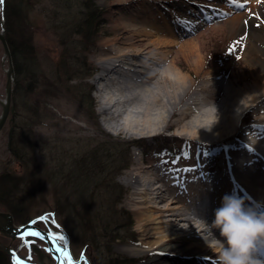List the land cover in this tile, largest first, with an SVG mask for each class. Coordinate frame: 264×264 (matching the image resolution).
<instances>
[{
    "label": "rangeland",
    "instance_id": "rangeland-1",
    "mask_svg": "<svg viewBox=\"0 0 264 264\" xmlns=\"http://www.w3.org/2000/svg\"><path fill=\"white\" fill-rule=\"evenodd\" d=\"M8 1L12 5L20 4L21 10L19 12L20 22L10 23L11 39L16 41V46L22 42L29 43L31 40L35 51L32 58L35 60L24 55L22 62L27 71L21 73L22 66L20 72H17L16 63L20 66V62L15 51H12L18 84L14 92L12 111L0 132V177L9 174L19 179L17 187L11 190L14 196L8 199L9 201L5 199L4 202L21 206L24 208V212L18 210L17 213H13L1 203L0 211L11 214L13 218L15 216L16 223H22L31 217L49 212L55 207L54 200L56 198L62 200L64 197L65 214L62 212L60 216L56 215L54 220H50L59 225H65V227L70 226L73 239L67 235V228H65V240L71 247L75 259H79L82 255L85 256V259H82L79 264H112V257L122 255L118 264H156L161 255L149 252L154 245L143 242V240L152 242L158 233L140 221V214L136 211V207L140 205L139 202L134 205L128 203L131 187L124 181L125 175L135 165L147 168V165L151 164L163 171V177L171 175L176 181L185 184L189 183L191 179L204 182L198 186L203 189L208 187L210 180L229 181L226 172V159H216V156L223 155L224 151L219 150L217 153H212L210 149L206 148L198 150L208 151L205 154L203 152L200 154L194 152L197 150L189 146L181 149V142L170 138L173 132L170 129L165 130L167 138L160 139L164 140L160 142L166 144L158 143L155 139L150 140L148 135L136 133L130 136V132L118 133L110 130L108 125H105L104 113L100 110L101 101L97 92V86H103L100 81H97V76L101 71L99 61L112 54L107 46L116 34L124 33V29L134 33L136 29L142 30L143 27L153 24L165 26L160 18L163 15L166 17H164L165 19H169L173 26L170 29V41L162 48V50L171 51V57L164 67L175 65L176 70H181L189 76L194 74L195 68H199L195 87L204 77L211 76L213 81L223 82L225 88L232 84L237 89L244 88L246 85L252 84L264 62V0ZM89 4L95 8L94 12L97 14L95 16L99 21V26L94 34L90 32L86 35L81 32V25L85 26L84 21L88 20ZM235 16L237 19L233 22L232 19ZM1 29L2 24L0 23V31H2ZM189 43L195 45L196 50L200 52L198 67L194 57L188 58L180 49ZM144 47L160 48L161 44L155 40L153 44L149 43ZM26 51L31 50L26 49ZM227 51L229 54L226 53ZM252 51H259L256 53L258 58H255ZM227 55L230 58H227ZM154 65L160 68L158 65ZM226 65L230 68H224ZM253 66H257L258 70L253 72L255 69ZM8 67L9 59L5 58L4 47L0 40L1 98L6 95L7 74L5 70ZM31 69L36 72L34 76L28 75V70L31 72ZM228 69L236 73L242 82L234 83V75H226ZM138 79L141 80V77ZM129 80L134 79L131 77ZM142 84V81L132 82L133 87L127 90L132 93H134L133 91L137 92L138 88H142ZM30 85L36 88L32 91L29 89ZM92 99L93 105L90 106L89 101ZM233 99L234 97L225 98V103L215 104V110L219 105L221 111L227 110L224 113L230 114L237 111L238 104L234 105ZM255 106L252 105L248 108L249 110L247 109V112L242 114L243 122L240 120L238 129L235 131L237 133H232L236 139H239L238 134L246 127L244 124L255 122L263 114L257 113ZM1 113L2 106L0 105ZM111 113L110 115L115 113L114 109ZM133 116L141 117L133 111L130 114L121 113L118 118L124 121ZM221 120L228 123L226 117H222ZM38 122L39 124L36 125ZM31 126L35 127L33 133L30 132ZM227 127L228 133L234 129L229 125ZM10 131L11 133L18 132V141L24 148L22 155L27 160L25 167H22L24 165L16 160L11 153ZM139 138L142 141L147 140L144 142L148 144L145 147L137 146L133 140ZM96 149L100 153L102 149L113 150L110 152L115 154V159L112 154L109 161L99 160L96 156ZM227 150L231 154L233 165H237L236 160L238 159L234 156V152ZM247 159L240 158L243 162ZM115 160L117 161L114 164ZM122 163L127 166L114 178L115 183L124 189V195L116 208L115 218L114 213H106L104 209L105 206L112 205L115 197L114 191L110 194L105 193L107 191L105 182L108 184L112 176L114 177V166L116 168ZM27 166L31 167L34 173L28 172L24 175ZM257 167L258 163L253 161L249 167L244 168L245 171L251 172ZM175 171L178 174H174ZM185 172L189 175H185ZM224 174L227 179L223 177ZM55 175L66 179L59 189H56L51 182L54 181ZM106 176L110 180H105ZM90 177H92L91 180ZM208 179L210 180L208 181ZM84 180L90 182V184L89 182L85 184L87 193L82 190ZM83 195L92 199L91 203H88L89 213L77 206L79 204L77 197L82 199ZM210 200L215 202L217 199L211 195ZM154 205L158 208H165L168 202L157 201L154 202ZM96 206L100 207V210ZM121 209L129 212L132 221H134L131 230L137 233L135 240L132 235H126V232L129 233L127 229H118V226L123 222L120 219L123 215ZM199 213L200 216L193 214L192 217L209 219L212 218L210 216L215 215L213 212L199 211ZM117 218L120 219L119 225L113 224ZM172 227L166 225L163 228L164 234L176 232L178 235L185 236L189 233L179 227ZM80 230L85 235L84 241H78ZM117 231L123 234V237L111 242L109 246L110 237L108 236ZM196 235H199L200 241L204 240V243H207L208 249H186L189 243L196 242V239H189L182 243L179 247L180 250H165L160 254L173 257V259L177 257L178 261L179 258L192 259L196 257L200 259V256H205L210 261L208 264H218V253L214 252L216 246L213 239L203 233H196ZM9 241V239L2 240L5 244H8ZM5 244L0 248V261L3 264H9L8 255L3 249ZM129 245H140L143 251L139 255L129 254L126 252V247ZM166 257L157 264H169L170 260ZM123 260L125 262H122ZM188 262L189 260L181 264H188ZM194 262L199 263V261Z\"/></svg>",
    "mask_w": 264,
    "mask_h": 264
},
{
    "label": "bare ground",
    "instance_id": "bare-ground-1",
    "mask_svg": "<svg viewBox=\"0 0 264 264\" xmlns=\"http://www.w3.org/2000/svg\"><path fill=\"white\" fill-rule=\"evenodd\" d=\"M164 17L163 15L160 16L165 26L163 24H153L143 27L142 30L136 29L134 33L124 29V33L116 34L109 41L107 47L112 54L99 61L101 71L97 76V81H100L103 85L102 87L97 86V92L101 101L100 110L104 113L105 125H108L110 130L118 133L130 132V136L136 133L148 135L150 140L155 139L161 144H166L165 142H160L164 141L160 139L167 138L165 130L170 129L173 130L170 138L181 142V149L189 146L197 150L194 152L200 154L201 152L203 154L208 152L198 151L206 148L210 149L212 153L223 150L224 154L221 156L217 155L216 159H226V172L229 181H221L219 179L212 181L208 179V181L210 180L208 187L200 189L198 186L204 182H197L191 179L189 183L185 184L176 181L171 175L163 177V171L151 164L147 165V168L135 165L125 175L124 181L126 185L131 187L128 203L134 205L139 202L140 205L136 207V211L140 214V221L149 225L151 229L156 231L155 233H158V236L152 242L143 240V242L154 245L149 252H156L161 255L157 263L166 257L160 254L162 253L161 251H178L181 249L179 247L182 243L184 241L187 242L189 239H196V242L189 243L188 247H186L188 250L209 248L207 243H204V240L200 241V237L196 233H203L208 238L213 239L209 232L211 221L215 215L210 216L212 218L209 219H196L192 215L200 216L199 211H202L197 208V205L203 207L207 213H215L213 207H218L216 202L210 206L205 204L212 201L210 200L211 195L219 199V205L222 202L223 195L233 191L248 198L250 201L264 202V62L259 70L257 66H253L255 67L253 72L258 70V73L252 84L246 85L244 88L237 89L234 84L225 88L223 82H215L211 76L204 77L199 85L195 87V79L199 75V68H195L194 74L191 75L189 73L191 75L189 76L181 70H176L177 67L175 65L173 67H164L171 57V51L168 52L167 50H162V48L170 41V29L173 27L169 19ZM236 19L237 17L235 16L232 19L233 22ZM152 38L154 39L152 40ZM155 40L161 44L160 48L144 47L146 44H153ZM180 49L183 50L188 58L193 56L196 66H199L200 52L196 50L195 45L189 43ZM252 52L255 58H258L256 53L259 51ZM226 53L229 54V51ZM155 58L157 59L156 61L154 60ZM227 58H230V56L227 55ZM226 67L228 66L226 65L224 68ZM226 72L227 76L234 75V83L239 84L242 82V79L238 78L232 70L228 69ZM131 77L134 80H129ZM136 77L137 79H135ZM139 77H141V80L138 79ZM137 80L138 82H136ZM140 81L143 83L142 88H138L137 92L133 91L134 93L128 92L127 89L133 87L131 85L132 82L139 83ZM233 97L234 105L238 104L237 111L227 114L224 113L227 110L221 111L222 109L219 108V105L216 106L218 112L217 108L215 110V104L219 102L225 103V98L231 99ZM90 101V104L93 105V99ZM252 105H256L257 113L261 112L263 114L255 122L244 124L246 127L238 134L239 139H236L232 133L237 131L240 120L243 122L242 114L245 111L247 112ZM112 109H114L115 113L110 115L112 114ZM133 111L141 117L133 116L132 118H126L124 121L118 118L121 113L130 114ZM221 116L226 117L228 123L223 122ZM227 125L234 127L233 131L230 132L231 134L226 130L228 128ZM10 139H12V135L9 133ZM144 141L141 138L133 140L137 146L142 147L148 144ZM247 141H249L248 144L246 143ZM227 149L234 152V156L238 159L236 160L237 165H233V161L230 158L231 154H229ZM244 157L248 158L245 162L240 160V158L244 159ZM249 159L258 163V167L251 172L245 171L244 168L249 167L250 164H246L247 161H250ZM174 174H178V172L175 171ZM184 174L189 175L187 172ZM227 176L223 175L225 179H227ZM139 187L142 189L141 191ZM157 201L168 202V205L165 208H158L154 205V202ZM54 216L56 215L49 211L31 217V220L35 226L49 234L51 233L41 227V225L49 226L51 231L66 235L65 225H59L50 220H54ZM5 222L4 218H0L1 231L4 235L16 239L18 236L13 237L10 232L5 230ZM164 223L165 225L163 226ZM14 224L17 227H21L27 223H16L14 220ZM166 225L179 227L189 233L185 236L178 235L176 232L164 234L163 228ZM68 229L70 230V226L67 225V235L73 239V232L71 233V230L69 231ZM212 231L215 230L212 229ZM2 240L1 238L0 247L4 246L1 243ZM7 248L11 249L10 247ZM12 250L16 252L13 247ZM142 251L143 249L140 245H129L126 247V252L132 255H139ZM50 252L53 255L51 250ZM53 257L56 260V264H58V258L54 255ZM166 258L170 260H168L169 264H181L188 260V264H208L210 262L205 256H200L201 261L196 257H193V260L191 258H179V261L177 257H174L176 259H173V257ZM62 259L59 264H78L75 259L65 254ZM194 261H199V263Z\"/></svg>",
    "mask_w": 264,
    "mask_h": 264
},
{
    "label": "trees",
    "instance_id": "trees-1",
    "mask_svg": "<svg viewBox=\"0 0 264 264\" xmlns=\"http://www.w3.org/2000/svg\"><path fill=\"white\" fill-rule=\"evenodd\" d=\"M89 10L90 11H88V15H87L88 20L84 21L86 23V25L85 26L81 25V32L85 33L86 35H88L90 32H91V34L92 33L94 34L95 31L98 29V26H99V21H97V19H96L97 14L94 12L95 8H93V5L91 6V4H89ZM5 12H6V20H7L8 33H9V36L8 37H9V40H10V43H11V46H12L11 47V51H15V54L19 58V62H20V66H19L18 63H16V65H17V72H20V67L23 66L22 69H21V73H25L27 70H25V68H24V64L22 62V58L25 55V56H30V58L32 60H35V58H32V56L35 55V51L33 50V42L31 40H30L29 43H23L22 42V43L18 44L17 45L18 47H17L15 45L16 41H14V39H11L10 31L12 29L10 28V23L11 22L12 23L14 22V24H16V23H19L20 22L19 21L20 20V15H19L20 13L19 12H21V10H20V4H18V5L17 4L12 5V3H10L7 0ZM26 49H30L31 51H26ZM31 74L33 76L36 74V72L34 71V69L33 70L31 69V72H30V70H28V75H31ZM17 84H18V81L16 82V85ZM35 88L36 87H33L31 85L29 86V89L32 90V91ZM89 105L91 106L90 101H89ZM37 124H39V122L36 123V125ZM34 126L33 127L31 126V128H30V132L31 133L34 132V128H35ZM12 135H13L12 136V143L10 145L11 153H12L13 157L16 158V160H19L22 163V165H24L22 167H25V162L27 163V160L22 155V154H24V151H23L24 148L20 146V143L18 141V132L17 131H14V132H12ZM110 151L113 152V150H110ZM110 151L109 150L102 149V151L100 153L97 150L96 151V156L98 157L99 160L109 161V157L113 154V159H115V156H114L115 154L114 153H111ZM116 161L117 160L114 161V164L116 163ZM124 164L125 163H122L120 165H117L116 168L114 166V169H113L114 170V177L112 176V179L111 180H110V178L107 179V176L105 177V180H110V181H108V184L105 182V186H106L105 190H107V191H105V193L108 192V194H110L112 191H114V194H115L114 196L115 197H114V200H113L112 205L105 206L104 209H105V212L106 213H114L115 214V218H116V215H117V209L116 208H117L118 203L121 201V199H122V197L124 195V189L120 185H118L117 183H115L114 178H115V175L118 172H120L125 166H127V164H125V165ZM33 171L34 170H32L31 167L28 168V166H27L26 172H24L25 173L24 175H26V173H28V172L29 173H34ZM16 178L13 177L12 175H9V174L2 175V177H0V203L2 205H4L8 210H10L13 213H17L18 210H22L21 212H24L23 211V209H24L23 207H21L19 205H14L11 202H8V203H5L4 202L5 199L8 200V199H10V198H12L14 196L12 194V191L11 190H12V188L17 187V185L20 182L19 179L18 178L16 179ZM53 178H54L53 179L54 181H51V182L55 185L56 189H59L60 186L62 184H64L63 182L66 181L65 178H61L59 175H55ZM91 178L92 177H90L89 179L91 180ZM59 181H61L62 183L59 182ZM111 181H112V183H111ZM86 182L88 183L89 180H87V181L84 180V187H83L82 190H84L87 193V187H85V184H87ZM89 184H90V182H89ZM62 198L64 199V197H62ZM63 199L61 200L60 198H56L54 200L55 207H53V209H51L49 211H51L52 213H54V215L60 216L61 213L64 212V207H65L64 206ZM65 199H66V197H65ZM77 200L79 202V204L77 206H79L80 208H83V210L86 213H89V211L87 210L89 208V204L88 203L89 202L91 203L92 199L91 198H88V197H84V195H83V198L82 199H80V198L78 199V197H77ZM87 204H88V206H87ZM96 208L100 210V207L96 206ZM121 212H123V215L120 218L123 221L122 224L119 225V222H120L119 220L120 219H118V218L116 220H114L113 224L116 223L117 225H119L118 226V229H120V228L127 229L129 233L126 232V235L127 234L132 235V237L135 240L137 238L136 237L137 236V233L134 230H131L132 227H133V225H134V221H132V217H131V215H130L129 212H127V211H125L123 209H121ZM64 214H65V212H64ZM66 228H67V226H66ZM118 231L115 234L112 232L108 236V237H110L109 244H108L109 246H110L111 242H114L116 240H119V239H121L123 237V234L118 233ZM79 232L80 233H79L78 241H81V240L84 241L85 240V235L82 233L81 230ZM120 258H122V256L112 257L111 258L112 259V264H114V263H116V264L120 263ZM122 262H125V260H123ZM0 264H3V263L0 261Z\"/></svg>",
    "mask_w": 264,
    "mask_h": 264
},
{
    "label": "clouds",
    "instance_id": "clouds-1",
    "mask_svg": "<svg viewBox=\"0 0 264 264\" xmlns=\"http://www.w3.org/2000/svg\"><path fill=\"white\" fill-rule=\"evenodd\" d=\"M209 234L218 264H264V202L250 201L235 191L225 193Z\"/></svg>",
    "mask_w": 264,
    "mask_h": 264
},
{
    "label": "water",
    "instance_id": "water-1",
    "mask_svg": "<svg viewBox=\"0 0 264 264\" xmlns=\"http://www.w3.org/2000/svg\"><path fill=\"white\" fill-rule=\"evenodd\" d=\"M2 1L3 0H0V6L2 4ZM0 40L4 47L5 58L9 59V67L6 68L5 70L7 74L6 95L4 98L0 97V105L2 106V113L0 114V132H1L6 124V121L9 117L10 112L12 111V107H13L12 102H13V97H14L15 73L16 72H15V67L13 64L11 49H10L9 43L6 38L5 31H0ZM10 135H11V131H10ZM0 218H4V221H6L5 230L10 232V234L13 237L31 234V235L38 236L44 239L45 241H47L49 244V249L52 251L53 255L58 258L59 262L63 260L62 257L64 256V254L69 252L68 248L60 244V241L58 240L56 236L51 235L47 233L46 231L40 229L39 227L35 226L33 222H30L26 225H22L21 227H17L14 224V219H13V216H11V214L0 212ZM37 233H39V235H37ZM8 251L14 256H16L15 252L11 251L10 249H8Z\"/></svg>",
    "mask_w": 264,
    "mask_h": 264
},
{
    "label": "flooded vegetation",
    "instance_id": "flooded-vegetation-1",
    "mask_svg": "<svg viewBox=\"0 0 264 264\" xmlns=\"http://www.w3.org/2000/svg\"><path fill=\"white\" fill-rule=\"evenodd\" d=\"M6 2L7 0H3L2 5L0 6V23L2 24L1 30L5 31L6 38L11 49L12 46L8 37V27H7L6 12H5ZM31 219L32 218L28 219L23 223L28 224L32 222ZM14 220H15V216H14ZM41 227L48 230L51 234L55 235L60 241V244L68 248L70 250L71 255L73 256L72 249L65 240L66 236L64 234L51 231L49 226L47 227L41 225ZM1 238L10 240L8 244H5L1 241V243L6 245L3 249L4 251H6L8 255L9 264L10 263L11 264H50L51 262H53V264H56V260L50 252L48 242L38 236L27 234L25 236H18L16 239H14L8 235H4V233L0 229V239ZM7 247H10L11 251H13L12 250L13 247L16 250L15 252L16 256L11 254L8 251ZM0 248H2V246ZM65 255H68V253H66ZM73 259H75L74 256ZM75 260L78 262V264L81 263V261L79 262L80 259H75Z\"/></svg>",
    "mask_w": 264,
    "mask_h": 264
},
{
    "label": "snow or ice",
    "instance_id": "snow-or-ice-1",
    "mask_svg": "<svg viewBox=\"0 0 264 264\" xmlns=\"http://www.w3.org/2000/svg\"><path fill=\"white\" fill-rule=\"evenodd\" d=\"M37 235H39V233H37ZM18 260H19V258H18Z\"/></svg>",
    "mask_w": 264,
    "mask_h": 264
}]
</instances>
